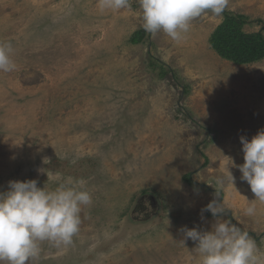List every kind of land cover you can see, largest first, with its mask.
I'll list each match as a JSON object with an SVG mask.
<instances>
[{
	"label": "rangeland",
	"instance_id": "rangeland-1",
	"mask_svg": "<svg viewBox=\"0 0 264 264\" xmlns=\"http://www.w3.org/2000/svg\"><path fill=\"white\" fill-rule=\"evenodd\" d=\"M129 3L0 0L16 63L0 72V192L27 179L54 189L51 172L84 179L92 198L73 243L41 242L29 264H198L182 229L210 230L202 209L214 198L264 255V204L225 168L243 163L240 137L264 129V58L236 62L212 42L225 11L264 34V0H229L179 42L145 32L139 0Z\"/></svg>",
	"mask_w": 264,
	"mask_h": 264
},
{
	"label": "clouds",
	"instance_id": "clouds-1",
	"mask_svg": "<svg viewBox=\"0 0 264 264\" xmlns=\"http://www.w3.org/2000/svg\"><path fill=\"white\" fill-rule=\"evenodd\" d=\"M228 4L229 0H139L142 28L150 35L162 31L179 42L190 31L193 19L205 12L220 17ZM129 6V0H98L101 12ZM14 51L10 41H0V72L16 69ZM240 142L243 163L234 165L231 160V164L225 165L227 175L234 185L228 166L237 167L255 201L264 204V129L251 139L241 136ZM45 173L47 181L56 184L54 189L46 190L45 186L38 187L35 179H27L10 180L7 190L0 192V264H29L39 257L41 242L67 247L79 232L82 208L92 203L86 181ZM215 196L219 197L218 189ZM202 211L211 212L216 218L210 230L182 229V243L185 245L188 239L196 243L198 264H264V255L248 232L220 218L227 211L220 200L214 198ZM244 212L254 215L255 203L249 204Z\"/></svg>",
	"mask_w": 264,
	"mask_h": 264
},
{
	"label": "trees",
	"instance_id": "trees-1",
	"mask_svg": "<svg viewBox=\"0 0 264 264\" xmlns=\"http://www.w3.org/2000/svg\"><path fill=\"white\" fill-rule=\"evenodd\" d=\"M249 22L251 21L246 15L225 11L224 21L215 30L212 42L228 59L246 62L264 58L263 32L250 34L241 30V25ZM157 68L160 69L161 76L165 75L161 66Z\"/></svg>",
	"mask_w": 264,
	"mask_h": 264
}]
</instances>
